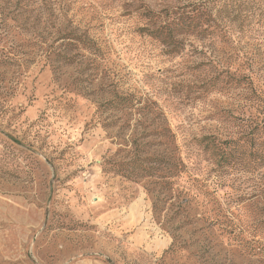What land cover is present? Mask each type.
<instances>
[{"label":"rangeland","instance_id":"1","mask_svg":"<svg viewBox=\"0 0 264 264\" xmlns=\"http://www.w3.org/2000/svg\"><path fill=\"white\" fill-rule=\"evenodd\" d=\"M29 1L0 0V264H264L244 231L264 165L236 151L214 187L203 150L264 115V45L241 44L230 95L209 86L224 54L138 31L156 0Z\"/></svg>","mask_w":264,"mask_h":264},{"label":"trees","instance_id":"2","mask_svg":"<svg viewBox=\"0 0 264 264\" xmlns=\"http://www.w3.org/2000/svg\"><path fill=\"white\" fill-rule=\"evenodd\" d=\"M25 2L26 0H16L14 9H19L20 14L26 13L27 10L23 5ZM155 2L156 6L140 3L129 13L135 15L139 24L138 31L145 33L164 53L176 55L184 47L185 41L193 38L200 43L201 50L209 49L210 53L224 54L225 60L222 66L219 64L220 61L212 62L211 59L213 68L218 69V73L216 70L215 75L209 80L211 91L231 95L232 90H238L240 82L250 80L249 74L242 73L241 70L244 64L247 68L251 67L253 58H245L246 60L242 62L238 50L245 42L264 45V0H156ZM28 10L30 13L33 12L32 9ZM42 12L49 14L47 10ZM38 16L39 11L32 13L30 17L38 20ZM48 16L44 18L45 26L48 25ZM29 42L32 46L36 43L32 40ZM53 58L68 59L65 53L61 52ZM9 61L10 58L1 60L0 65L6 64L5 62L10 63ZM258 116V119L251 115L245 117L244 126L250 127L251 130L238 140L230 138L228 143L230 146L221 145L214 138L203 139L206 140L203 150L209 153L215 163V167L211 169V172L215 173L214 187L223 184L221 170L233 161L236 151L240 154H253L259 165H264V115ZM251 133H255L254 139L249 136ZM250 147H253V152ZM249 213L255 216V223L250 227L246 225V229L243 226L242 229H245L251 239L264 238V210H251ZM236 214L241 213L236 211Z\"/></svg>","mask_w":264,"mask_h":264}]
</instances>
